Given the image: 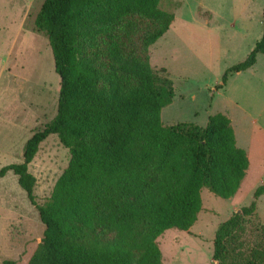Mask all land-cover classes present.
<instances>
[{
  "label": "trees",
  "instance_id": "trees-1",
  "mask_svg": "<svg viewBox=\"0 0 264 264\" xmlns=\"http://www.w3.org/2000/svg\"><path fill=\"white\" fill-rule=\"evenodd\" d=\"M162 0H45L35 19L52 48L61 79L58 113L25 145L22 163L10 172L36 206L45 226L28 264H164L157 239L167 230L192 231L203 210L202 190L228 200L249 167L231 120L209 117L206 127H165L162 110L175 98L170 78L155 74L149 48L168 32L173 16ZM129 16L156 23L143 40L145 56H126L118 44L110 63L100 61V39ZM264 16V12H263ZM264 55V31L247 59L230 67L216 91L234 73ZM57 135L70 150L67 169L51 197L38 205L37 180L29 171L41 143ZM254 201L216 230L212 264H264V222ZM2 264H16L5 260Z\"/></svg>",
  "mask_w": 264,
  "mask_h": 264
},
{
  "label": "rangeland",
  "instance_id": "rangeland-1",
  "mask_svg": "<svg viewBox=\"0 0 264 264\" xmlns=\"http://www.w3.org/2000/svg\"><path fill=\"white\" fill-rule=\"evenodd\" d=\"M44 1L0 0V170L22 163L28 140L58 113L61 79L48 36L35 27ZM161 8L173 19L148 55L155 74L174 83V102L161 113L163 126L195 123L204 127L210 113L231 114L238 120L239 107L255 120L250 129L256 135L258 161L240 193L230 201L203 189L206 211L192 231L173 228L157 239L164 264H212L216 230L232 215L237 202L241 208L249 206L256 189L264 185V55L257 56L251 73L232 74L216 91L225 72L245 61L262 38L264 0H162ZM155 28L156 23L140 16L124 18L101 37L100 61L110 63L114 44L126 56H145L144 37ZM70 159V150L57 135L41 143L29 165L37 180L38 205L51 197ZM256 207L264 222V194L256 199ZM44 232L37 207L20 188L18 177L8 173L0 179V264L5 260L28 264Z\"/></svg>",
  "mask_w": 264,
  "mask_h": 264
},
{
  "label": "crops",
  "instance_id": "crops-1",
  "mask_svg": "<svg viewBox=\"0 0 264 264\" xmlns=\"http://www.w3.org/2000/svg\"><path fill=\"white\" fill-rule=\"evenodd\" d=\"M256 63H257V58H256ZM255 68H256V64L254 66H252L251 68L247 69L246 71H242V72L238 73V75H240L242 73H251ZM228 82H229V80H228ZM238 109L241 111L240 117L237 118L238 120H235L232 117L231 114H228V116L227 115L226 116L229 117V119L231 120L232 126L234 128L235 135H236L237 146L239 148L245 150L246 153H247V156H248V159H249V167H248V170L246 172L245 178L243 179V181L241 183V186H240V188L238 190L239 192L236 193L235 196H237L240 193L241 188H242V184L244 183V181H246L248 179V177L250 175V172L252 170L253 164L254 163H257V161H258V158H257V148H256V146L254 144L256 135L250 129L252 123H254L255 120L251 117V114L249 112H247L246 109H243L241 107H239ZM213 115H215V114L210 113V116H213ZM206 126H204V127H206ZM247 129H249L251 131V134L248 133V130ZM260 133L263 134L262 131ZM232 199H233V197L230 198V199H228V200L231 201ZM241 206L242 205L237 202L232 207L233 212H236L239 209H241ZM204 211H206V206L203 204V210L199 214V218H200V215L202 214V212H204ZM230 212H231V208H230Z\"/></svg>",
  "mask_w": 264,
  "mask_h": 264
}]
</instances>
